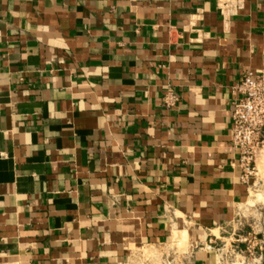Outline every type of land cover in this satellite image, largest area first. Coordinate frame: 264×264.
<instances>
[{
	"label": "crops",
	"instance_id": "obj_1",
	"mask_svg": "<svg viewBox=\"0 0 264 264\" xmlns=\"http://www.w3.org/2000/svg\"><path fill=\"white\" fill-rule=\"evenodd\" d=\"M263 65L264 0H0V264H220L264 218L231 138Z\"/></svg>",
	"mask_w": 264,
	"mask_h": 264
},
{
	"label": "built area",
	"instance_id": "obj_2",
	"mask_svg": "<svg viewBox=\"0 0 264 264\" xmlns=\"http://www.w3.org/2000/svg\"><path fill=\"white\" fill-rule=\"evenodd\" d=\"M241 2L242 0H219V10L224 18H228L239 11ZM233 91L235 98L231 138L233 145L239 150L241 177L249 180L257 175V160L264 154V65L258 70H249L241 81L234 84ZM178 99L179 95L172 88L163 96L166 106L174 105ZM234 241H246L249 253L254 254L264 264V234L260 235L257 231L240 234ZM226 245L227 242L223 240L222 245L218 246L221 255ZM257 246L260 249L259 254H255ZM234 250L238 252L236 254L242 255L243 250L238 248V244L233 247Z\"/></svg>",
	"mask_w": 264,
	"mask_h": 264
},
{
	"label": "rangeland",
	"instance_id": "obj_3",
	"mask_svg": "<svg viewBox=\"0 0 264 264\" xmlns=\"http://www.w3.org/2000/svg\"><path fill=\"white\" fill-rule=\"evenodd\" d=\"M260 189H258L257 187H255L253 189V193L255 195V198H258L255 200V206L259 207L260 210H262V207L264 206L263 202H264V197H258V195L260 194ZM264 209V208H263ZM260 219V220H259ZM259 219L253 218L250 219V221L253 223V227L250 228V232H254L257 231L258 233H260V235L264 234V218L260 217ZM244 224V221H242V219H240L236 225V227H234V231L235 234L234 236L228 238L227 240H224L225 242H227V245L224 246V253L222 254V259H220V264H261L259 258H256L255 255L250 254L249 251L246 248L247 242L246 241H240L238 243V241H234L233 239H235V237H237L240 234H248L249 232H245V233H238L237 231L240 229V227ZM232 229V230H233ZM231 230V231H232ZM258 237H262L259 236ZM263 238V237H262ZM238 244V248H241L243 250L242 255L241 254H236L238 253L236 250L233 251V247H235V245ZM220 245H222V242L220 243ZM219 245V246H220ZM256 252L255 254H259V248L258 246L255 248Z\"/></svg>",
	"mask_w": 264,
	"mask_h": 264
}]
</instances>
